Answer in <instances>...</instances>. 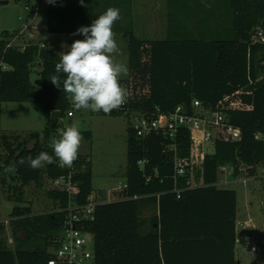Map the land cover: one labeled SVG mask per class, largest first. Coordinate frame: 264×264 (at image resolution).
<instances>
[{
    "label": "trees",
    "instance_id": "16d2710c",
    "mask_svg": "<svg viewBox=\"0 0 264 264\" xmlns=\"http://www.w3.org/2000/svg\"><path fill=\"white\" fill-rule=\"evenodd\" d=\"M16 1L24 2L27 18H32L37 0ZM224 1V14H217L219 3H214L208 16H215L199 20L208 26L198 29L196 37L169 33L164 39L150 40L126 32L128 72L119 78L132 109L159 107L166 112L183 105L191 111L194 99L211 105L229 95L226 112L229 122L241 129V136L232 139L223 134L215 140L213 152L205 155L202 169L196 170V177L201 175L207 184L218 181L220 165L247 166L252 172L264 161V136L255 138L257 132L264 133V41L258 36L259 31L264 36V0ZM47 30L68 31L50 19ZM18 31H5L0 39V117L3 102L29 100L32 87L38 106L48 113L59 110L62 116L72 108L62 90L66 77L59 74L61 88L49 80L57 75L59 53L46 41L44 46L28 41L23 50L18 44L7 46ZM36 66L37 78L32 85L30 74ZM100 113L121 114L116 109ZM54 130L47 126L42 133L24 135L0 130L4 162L13 169L7 195L13 201L8 223L16 240L9 248L0 239V264H47L57 244L68 214L64 208L67 193L49 181L67 174L69 168L58 166L49 146L58 134ZM80 132L91 137L89 131ZM161 147L160 139L137 138L129 130L127 187L114 192L115 198L122 199L98 205L93 220L82 226L93 236L94 264H236V191L206 185L184 190L177 197L170 191L172 168ZM42 151L53 155L55 162L40 169L17 163L21 157H35ZM181 151L188 154V141ZM143 157L149 158L147 173L156 167L162 180L153 177L146 181L137 165ZM75 165L76 201L84 203L93 191L91 161L79 154ZM42 181H48L46 194L52 210L35 213L24 198V188ZM3 229L0 222V234Z\"/></svg>",
    "mask_w": 264,
    "mask_h": 264
},
{
    "label": "rangeland",
    "instance_id": "374dc122",
    "mask_svg": "<svg viewBox=\"0 0 264 264\" xmlns=\"http://www.w3.org/2000/svg\"><path fill=\"white\" fill-rule=\"evenodd\" d=\"M6 1L7 3L0 4V39L3 37V32H12L15 29L20 30L29 20L23 1ZM224 2L222 0L218 4V8L223 11L217 14H224ZM36 25L40 26V23L37 22ZM197 30L195 29L194 31L197 32ZM23 31H29L28 27L24 28ZM195 32L194 34H186L185 37H196L199 35ZM26 37L25 35L24 38ZM35 37V40L49 39L43 29L38 34H35ZM149 37L150 40L164 39V36ZM54 38L57 45L55 49H57L58 53L65 51L66 46L70 47L72 45L62 35ZM114 39L121 48L127 46L124 36L114 35ZM125 49L122 55H125ZM116 55L120 56L118 53ZM119 63L127 66V60L122 59V57ZM37 70L38 67L36 66L30 74L32 85H34V80L37 78ZM126 75H122L121 78H124ZM34 90L35 88L32 87L30 99L27 101H7L2 103L0 117V130L2 133L21 135L30 131L42 133L47 126H50V113L34 102ZM70 110H72V115H68L65 112L59 117L54 133H59L60 130H66L67 127L73 125L80 131L90 132V138L82 136L83 139L78 150V155L84 154L91 161L93 194L99 193L100 189H105L108 192V201L115 200L114 193H111V190L117 184H123L125 181L127 139L130 130L128 121L121 114L103 115L100 112H92L85 109L76 110L73 106ZM0 154H2V158L0 159V222L4 223L0 239L4 241L7 247L13 248L16 240L13 237L10 223H8L13 201L8 199L7 196L11 192L9 187L12 184L10 174L13 173V169L4 162L5 150L1 146ZM220 177L225 178V174ZM225 187L234 189L237 195L235 222V234L238 238L235 246L237 264H264V183L260 180L246 183L235 181ZM47 189L48 181L30 183L24 188V198L31 203L33 212L40 213L52 209L51 200L46 194ZM247 218L252 219L254 227H244L239 224V222ZM19 236L21 235L19 234ZM252 244H255L259 248L256 253L250 251V245Z\"/></svg>",
    "mask_w": 264,
    "mask_h": 264
},
{
    "label": "built area",
    "instance_id": "2783aa9c",
    "mask_svg": "<svg viewBox=\"0 0 264 264\" xmlns=\"http://www.w3.org/2000/svg\"><path fill=\"white\" fill-rule=\"evenodd\" d=\"M27 27L28 23L8 41L7 46L18 44L19 49L23 50L28 41L19 42L18 36L19 32ZM258 36L260 40L264 41V36L260 31ZM40 45L44 46V43ZM228 98L229 95H225L211 105H203L200 100L194 99L191 111L183 105H177L173 110L166 112L159 107L151 110L132 109L126 98L124 104L116 110L120 111L121 115L127 119L129 128L137 138L155 137L160 139L162 153L172 168L170 176L173 185L170 191L179 197L184 190L199 186L216 185L222 187L235 181L246 183L255 180L264 183V161L252 172L247 166H237L232 163L220 165L218 167L219 179L216 183L207 184L201 175L196 177V170L202 169L205 155L213 152L214 142L217 138H222L223 134L232 139H238L241 136V129L229 122L226 112L230 107ZM67 114L72 115V111L69 110ZM58 135L59 133L55 138ZM262 136H264L263 132L255 134L256 139ZM185 141H188V154L183 155L181 150ZM75 163L76 160L67 174L59 175L49 181L55 187L66 191L67 205L64 208L68 214L57 239V244L51 250L47 264H94L93 236L82 226L85 222L93 220L98 205L109 202L108 192H106V198L102 199L100 193L93 194L92 191L87 196L86 202L78 203L76 193L79 188L77 181L73 178V174L78 171ZM147 164H149L148 157L137 160V165L144 174L146 181H150L153 177H160L162 180L163 177L158 173L156 167H153L151 173H147ZM224 174L225 178L220 177ZM126 187L125 178L124 183L117 184L111 193L121 191ZM136 197L137 195L133 196V198ZM239 224L244 227L254 225L251 218L244 219ZM256 250L255 244L250 245L251 252Z\"/></svg>",
    "mask_w": 264,
    "mask_h": 264
},
{
    "label": "clouds",
    "instance_id": "9594fccd",
    "mask_svg": "<svg viewBox=\"0 0 264 264\" xmlns=\"http://www.w3.org/2000/svg\"><path fill=\"white\" fill-rule=\"evenodd\" d=\"M120 18L119 9L109 7L90 26H82L73 33L83 35V40H75L59 53L60 61L55 65L57 75L49 80L61 88L59 74L65 75L62 90L68 94L76 110L103 111L107 114L121 107L126 100L127 90L121 86L119 78L127 74L128 68L116 62L113 55L119 53V48L112 29L114 22ZM82 139L81 132L73 125L60 130L58 137L51 140L49 146L59 161V167H72L78 158ZM54 162L53 155L42 151L35 157H21L17 163H27L32 169H40Z\"/></svg>",
    "mask_w": 264,
    "mask_h": 264
},
{
    "label": "crops",
    "instance_id": "0c3cea01",
    "mask_svg": "<svg viewBox=\"0 0 264 264\" xmlns=\"http://www.w3.org/2000/svg\"><path fill=\"white\" fill-rule=\"evenodd\" d=\"M215 2L220 3L221 0H52L51 3L48 0H38L35 14L27 21L29 31L19 32L18 39L19 42L47 41L54 49L57 46L54 37L58 35H62L71 43L75 40H83V35H73V33L82 26H90L109 7L120 11L121 18L114 22L112 29L117 36H123L128 31L140 39H150L149 36L165 38L169 33L191 34L195 29L205 30L203 26L208 25L200 23L199 20L206 17L211 19L213 15L215 16L214 13L208 16V11L212 10L211 6ZM220 11L223 10L217 9V13ZM48 19L54 20L68 31L49 32L46 29ZM37 22L40 26L36 25ZM40 29L46 32L48 40H35V34L41 32ZM118 48L120 56L113 55L114 60L119 63L121 57L127 60V52L125 49V55H122L126 47L121 48L118 45ZM237 239L236 237V242ZM258 249L257 246V250L253 253Z\"/></svg>",
    "mask_w": 264,
    "mask_h": 264
},
{
    "label": "water",
    "instance_id": "95a60500",
    "mask_svg": "<svg viewBox=\"0 0 264 264\" xmlns=\"http://www.w3.org/2000/svg\"><path fill=\"white\" fill-rule=\"evenodd\" d=\"M7 3L6 0H0V4ZM60 117V111L59 110H52L50 112V127L53 129L56 127L58 119ZM100 196L102 199L106 198V190L105 189H100L99 190Z\"/></svg>",
    "mask_w": 264,
    "mask_h": 264
}]
</instances>
